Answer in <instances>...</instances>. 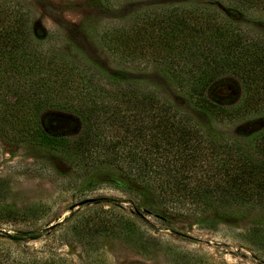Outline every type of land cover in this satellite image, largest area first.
Instances as JSON below:
<instances>
[{
	"label": "trees",
	"instance_id": "trees-1",
	"mask_svg": "<svg viewBox=\"0 0 264 264\" xmlns=\"http://www.w3.org/2000/svg\"><path fill=\"white\" fill-rule=\"evenodd\" d=\"M203 1L205 6L148 12L131 27L106 32L102 43L116 60L159 68L209 121L261 116V126L227 140L208 134L149 85L146 90L136 80L94 65L79 69L62 56L43 53L28 14L0 0L2 138L67 154L77 161L79 175L109 168L153 194L158 206L183 210L185 216L212 211L217 218H230L239 207L264 212V37L222 15L212 5L217 0ZM229 2L237 16L243 8L264 7V0ZM226 74L239 79L244 92L234 107H226V96L214 86ZM48 108L77 115L82 134L64 138L60 120L46 119L43 126L40 116ZM109 180L125 188V182ZM155 203L136 204L135 212L141 208L167 222ZM261 226L251 234L264 243ZM20 235L9 237L39 238Z\"/></svg>",
	"mask_w": 264,
	"mask_h": 264
},
{
	"label": "rangeland",
	"instance_id": "rangeland-1",
	"mask_svg": "<svg viewBox=\"0 0 264 264\" xmlns=\"http://www.w3.org/2000/svg\"><path fill=\"white\" fill-rule=\"evenodd\" d=\"M10 1L28 14L43 53L62 56L79 69L94 65L136 80L146 90L149 85L208 134L227 140L263 124L261 116L232 123L209 121L159 68L116 60L102 43L106 32L131 27L148 12L205 6L203 0ZM217 2L212 5L222 15L264 37V7L243 8V15L237 16L229 0ZM214 86L226 96V107L243 99L242 85L233 75H223ZM40 118L43 126L46 119L64 122L59 133L68 140H76L84 130L82 120L64 109L48 108ZM76 163L67 154L10 143L0 135V264H264V243L251 234L258 223L264 229V212L239 207L230 218H217L212 211L185 216L183 210L158 206L153 194L109 168L79 175ZM110 178L125 182V188ZM148 200L167 222L141 208L135 212L136 204ZM22 232L39 238L9 237H22Z\"/></svg>",
	"mask_w": 264,
	"mask_h": 264
}]
</instances>
